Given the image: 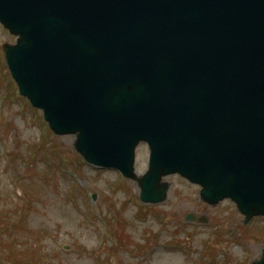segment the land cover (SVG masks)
<instances>
[{
  "label": "water",
  "instance_id": "95a60500",
  "mask_svg": "<svg viewBox=\"0 0 264 264\" xmlns=\"http://www.w3.org/2000/svg\"><path fill=\"white\" fill-rule=\"evenodd\" d=\"M225 8L260 29L234 51L244 78L205 47ZM263 16L264 0H0V22L19 37L4 46L7 64L52 130L77 133L86 159L132 178L134 147L147 141L144 201H162L161 176L177 172L203 200L228 196L246 215L264 213ZM196 94L208 99L198 119Z\"/></svg>",
  "mask_w": 264,
  "mask_h": 264
},
{
  "label": "rangeland",
  "instance_id": "374dc122",
  "mask_svg": "<svg viewBox=\"0 0 264 264\" xmlns=\"http://www.w3.org/2000/svg\"><path fill=\"white\" fill-rule=\"evenodd\" d=\"M13 41L0 27V45ZM17 99L0 53V254L14 247L5 231L10 212L18 225L20 215L26 213L31 235H21L16 222L13 225L18 238L30 239L27 246L34 249L25 256V263L19 254L13 255L18 264H40V260L43 264H214L215 260L225 264L227 255L229 264H246L250 257H259L264 249V219L255 220L247 230L243 225L236 227L242 242H219L214 235L217 225L232 230L229 222L235 225L242 216L229 201L216 207L202 204L198 188L175 175L165 178L170 188L165 202L153 207L157 216L145 207L142 218L135 183L82 164L72 148L74 137H54L41 113ZM45 141L52 151L48 155L37 151ZM147 157L146 146H140L135 163L138 175L146 169ZM65 162L75 164L72 173L66 172ZM59 164L65 171L58 170ZM17 186L23 195H18ZM87 209L91 211L84 213ZM187 213L206 217L208 224L185 223ZM98 215L111 221L110 239L121 240L123 249L102 248L105 238ZM25 238L19 242L25 244ZM180 242L190 253L177 248Z\"/></svg>",
  "mask_w": 264,
  "mask_h": 264
}]
</instances>
